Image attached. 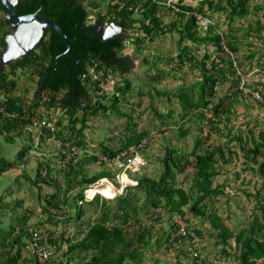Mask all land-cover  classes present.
<instances>
[{"label": "rangeland", "instance_id": "1", "mask_svg": "<svg viewBox=\"0 0 264 264\" xmlns=\"http://www.w3.org/2000/svg\"><path fill=\"white\" fill-rule=\"evenodd\" d=\"M160 1L193 7L201 2ZM108 2L83 0L88 10L86 22L94 24L98 15L104 16L98 30L112 36L121 29L109 21ZM95 3L97 7L93 6ZM167 5L160 8L161 27L154 29L150 38L144 36L137 22L126 31L119 54L133 58L132 69L124 75L107 71V79L98 83L100 89L91 90L96 111H89L82 120L72 123L63 108L40 104L29 122H18L16 128L0 133V157L12 160L21 148L28 147L21 163L0 169V239L9 236L15 227L8 240L21 233L20 246L27 257L30 251L25 231L37 228L54 250L50 264H85L91 250L72 246L84 236L89 224L104 214L107 223L121 226L124 238L133 242L124 248L115 247L119 253L133 252L134 257H124L121 264H240V245L234 236L226 243L221 241L220 230L213 229L209 222V213L216 214L233 234L252 224L262 225L260 232L264 237V176L259 171L264 149L255 157L250 151L259 140V131L264 130V0H247V13L242 16L231 13L230 7L208 10L204 6L207 16L198 28V36L221 34L223 44L229 41L237 46L231 54L218 49L209 39L182 38L184 19ZM142 9L140 6L133 17L142 18ZM2 16L0 11V19ZM209 27L211 31L207 32ZM3 31L10 32V28L4 25ZM2 66L13 86L7 84L0 90V102L18 100L28 117L38 79L35 67H18L11 74L9 63ZM205 69L213 76L220 69L223 77L207 91V107L184 110L179 91H191L195 100ZM90 73L94 77L95 72ZM126 80L130 87L119 93L116 87L124 86ZM254 92L262 100L256 99ZM113 94L118 98L114 99ZM56 95L61 97L63 91ZM217 102L222 106L215 113ZM43 121L51 123L54 131ZM1 124L2 121L0 127ZM133 132H145L148 138L143 152L147 163L139 172L130 174L134 184L115 197L108 196L112 194L110 186L102 187L100 191L105 196L84 201L76 196L82 185L64 192L69 177L75 184L101 171L112 178L113 174L107 172L109 167L98 156L115 152L119 147L117 137ZM9 136H14V140ZM66 141L78 143V154L72 160L60 156L61 145ZM201 155L210 156L208 170L212 174L209 195L197 201L203 194L198 185L203 177L197 175L195 157ZM167 158L171 174L168 185L181 188L190 196L181 206V214L168 212L163 198L154 207L146 190L134 187L141 176L158 180ZM23 170L29 179L23 176ZM53 193L57 194L58 208L51 205ZM119 196L128 197L130 204L122 206ZM134 216L149 229L143 239H139L141 227L128 223ZM177 223L189 226L194 234L179 241L178 248L168 247L163 233L172 232ZM256 236L262 238L260 233ZM8 247L0 251L4 253ZM254 264H264V258Z\"/></svg>", "mask_w": 264, "mask_h": 264}, {"label": "trees", "instance_id": "2", "mask_svg": "<svg viewBox=\"0 0 264 264\" xmlns=\"http://www.w3.org/2000/svg\"><path fill=\"white\" fill-rule=\"evenodd\" d=\"M246 2L247 0H235V2L234 0H201L198 7L177 2L178 11L175 13L180 19H184L183 26L180 29L181 37L199 41L209 39L220 49L221 34L214 33L212 36H198L197 32L199 27L196 24V14L207 16L206 10L204 9L206 5V9L208 10H224L225 7H230L231 13L242 16L247 13ZM164 5L166 6L165 2L160 0H109L107 11L108 14H111L109 21L115 26H118L121 32L106 39H101V32L98 30L97 26H102L104 16L98 15L94 24H88L86 22L88 10L83 4V0H20L14 7V12L16 14L36 13L40 16L52 19L67 36V40L65 41L54 29L48 27L44 31L42 39L30 53L9 63V71L11 74L14 73L18 67H35L38 79L33 93L32 110L28 117H25L22 106L18 100L8 98L0 102V106L3 107L4 112H16L18 114L17 117H12L10 119L0 112V121H2L0 133L3 130L9 132L16 128L18 122H22V124L29 122L31 116L34 114V109L40 106V104H44L48 108L56 106L63 108L72 123H75L78 119L82 120L89 111H96L91 102V90L100 89L98 83L101 80L107 79L109 74L107 71H114L120 75H124L132 69L133 58L127 54H119V51L124 45L126 31L132 29L133 23L137 22L140 24L144 36L150 38L154 29L161 27L159 10ZM93 6L97 7L98 4L95 3ZM140 6L143 7V17L139 19L134 18L133 14ZM167 7L170 10L173 9L171 6ZM0 10H2L1 6ZM145 18H148V22L145 21ZM3 26V19L1 18L0 54L3 50L2 40L6 34L5 31H3ZM209 31H211V27H209L207 32ZM226 45L231 52H234L237 48L235 44L229 41H227ZM201 65L204 66V62H202ZM90 70L97 73L99 79H94ZM205 70L206 73L203 75L204 80L198 84L197 98L195 100L192 98L191 91H179L178 96L180 105L184 110H189L191 107L205 108L208 106L210 100L206 98L207 91L211 90L215 83L220 82L223 73L219 69L217 71L218 74L213 76L207 73V69ZM7 84L13 86V82L7 80L3 66L0 63V90L5 88ZM129 87L130 83L126 80L124 86H118L116 89L119 93H122ZM60 91H63V95L57 97L56 94ZM113 95L114 99L118 98V95ZM221 106V102L215 104L213 109L215 113L218 112ZM143 137H145V132H133L128 134L119 144L120 146L134 144ZM258 137V142H256L254 147L250 150L254 157L263 153L264 130L259 131ZM9 138L14 140L15 137L9 136ZM72 143L78 146V143ZM27 150L28 147L21 148L12 160L0 157V169L11 168L16 166L18 162L21 163V157ZM105 153L111 155L114 152L106 151ZM168 157H170L169 154ZM195 158V164L198 167L197 175L203 177L202 180L198 181V185H200L203 193L202 196L197 199L198 201L204 195H209V176L212 173L208 168L211 158L209 155H201ZM259 171L260 174L264 176V161L260 164ZM104 173L106 172H98L76 184L72 182L74 180L69 177L66 180L64 192L66 193L77 184L82 185V189H79L76 196L84 201V188L101 177L106 176ZM170 175L167 158L165 160V170L158 180L154 181L145 176H141L137 185L134 187H142L146 190L149 200L154 207L158 206L161 202V198H163L164 207L166 206L165 208H167L168 212H177L181 214V206L187 203L190 196L181 188H174L168 185L167 180L170 178ZM23 176L29 179L24 170ZM33 183H36L35 180ZM56 195V193L50 195V200L53 201L51 205L58 208L59 202L56 199ZM118 198H120L122 206L130 204L128 197L122 198V196H119ZM207 217L213 229L220 230V238L223 243H226L228 238L234 236V240L240 245V253L238 256L240 264H254L256 260L264 258V237L263 233L260 232L262 225L257 226L256 224H252L248 229H243L233 234L216 214L209 213ZM153 219L155 221L156 219L158 220V216L156 215ZM128 223H134L138 227H141L139 239H143L144 233L149 232V229L144 228L145 225L141 223V219L136 216ZM173 228L174 226L172 227V231ZM20 229L22 230L21 232L24 231L23 227ZM14 231L15 227L10 230L8 233L9 236ZM25 233L29 238V230H26ZM257 233H260L262 238H258L256 236ZM172 234V232L163 233V242L168 247L175 248V246H173V242L175 241L177 242L178 248L179 241L185 238H191V235H187V237H177ZM21 235V233L16 234L11 240H8L9 236H4L0 239L1 249L9 245L4 253L2 250L0 251V264H36L31 255L30 257L22 256V246H20ZM8 242L10 243L7 244ZM132 243L131 240L124 238L121 226L106 222V214H104L99 219H95L89 224L84 236L72 247L91 250L92 254L90 260L85 264H121L124 257L128 256L129 258H133V252L127 254L119 253L115 247L119 245L124 248ZM115 253H119L120 256H114Z\"/></svg>", "mask_w": 264, "mask_h": 264}, {"label": "built area", "instance_id": "3", "mask_svg": "<svg viewBox=\"0 0 264 264\" xmlns=\"http://www.w3.org/2000/svg\"><path fill=\"white\" fill-rule=\"evenodd\" d=\"M166 4V2H165ZM177 2L175 4H169L167 6H171V8H175L176 11H178ZM203 15L196 14V24L198 27H200L202 24V20H204ZM221 48L228 54H231L232 52L229 50V48L226 46V44H223L221 41ZM93 71V70H90ZM98 74L95 73L93 78L99 79ZM254 97L256 99L262 100V97L259 95L258 92L253 93ZM0 112H2L5 116L8 118L11 117H17L18 114L16 112H10L6 113L4 112V109L2 106H0ZM50 131H54V127L51 125V123H46L45 121L42 122ZM124 136H118L116 139V142L119 144L121 140H123ZM148 144V138L143 137L140 141L134 143V144H128L125 146H120L117 148V150L109 155V154H102L98 156L100 162L104 164L105 166H108L107 169L108 172L112 173L113 177L109 176H103L97 181L87 185L83 192L85 196V200H91L96 195L105 196L100 189L102 187L110 186L112 188V194L108 195L110 197L118 196L122 193V191L134 184L132 177L130 174L139 172L145 165H146V159L144 157V151ZM78 154V147L73 144L72 142H63L60 149V156L62 158L73 159ZM142 224H144L143 221H141ZM110 224H113V222H110ZM29 249H30V255L34 258L36 264H48L50 259L53 257L54 250L49 247L46 244L45 237L41 230L37 228H29ZM172 235L174 236H184L187 237V235H193L194 232L191 231L189 226L184 224H175ZM173 246L177 247V242H173ZM197 254L196 252L194 253Z\"/></svg>", "mask_w": 264, "mask_h": 264}, {"label": "water", "instance_id": "4", "mask_svg": "<svg viewBox=\"0 0 264 264\" xmlns=\"http://www.w3.org/2000/svg\"><path fill=\"white\" fill-rule=\"evenodd\" d=\"M0 6L5 12L3 23L11 29L10 32L4 35L2 40L3 50L0 54L2 65L30 53L42 39L44 31L48 27L54 29L65 41L67 40V36L52 19L36 13L17 15L10 5V0H0ZM100 32L101 39L110 37L106 31L102 30Z\"/></svg>", "mask_w": 264, "mask_h": 264}, {"label": "flooded vegetation", "instance_id": "5", "mask_svg": "<svg viewBox=\"0 0 264 264\" xmlns=\"http://www.w3.org/2000/svg\"><path fill=\"white\" fill-rule=\"evenodd\" d=\"M19 1H20V0H15V1L10 0V5H11L13 11H14V7L16 6V4H17ZM0 11H2V13H3V16H2V19H3L5 12H4L3 10H0ZM17 15H18V14H17ZM43 17H44V16H43ZM4 25H5V24H4ZM6 26H8V25H6ZM8 27H9V26H8ZM9 28H10V27H9ZM10 31H11V29H10ZM6 33H8V32H6Z\"/></svg>", "mask_w": 264, "mask_h": 264}, {"label": "crops", "instance_id": "6", "mask_svg": "<svg viewBox=\"0 0 264 264\" xmlns=\"http://www.w3.org/2000/svg\"><path fill=\"white\" fill-rule=\"evenodd\" d=\"M2 171H4V170H2ZM2 171H1V172H2ZM26 248H28V247L26 246ZM28 249H29V248H28ZM29 251H30V249H29ZM29 253H30V252H29ZM27 255H28V257H30V254H27ZM22 256H23V257H27L26 254L24 253V251H23V253H22Z\"/></svg>", "mask_w": 264, "mask_h": 264}]
</instances>
